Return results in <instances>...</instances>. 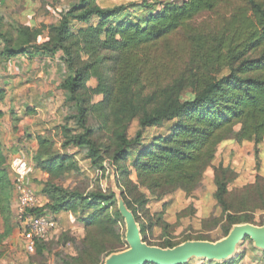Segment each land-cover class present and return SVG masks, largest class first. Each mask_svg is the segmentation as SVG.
<instances>
[{"label": "trees", "instance_id": "16d2710c", "mask_svg": "<svg viewBox=\"0 0 264 264\" xmlns=\"http://www.w3.org/2000/svg\"><path fill=\"white\" fill-rule=\"evenodd\" d=\"M102 2L76 0L43 29L8 24V30L0 13L1 62L58 60L65 70L59 85L63 122L54 135L36 137L31 157L36 171L48 175L37 193L48 202L36 214H50L57 222L61 215L72 216L84 227L81 239L70 230L59 237L75 252L59 254L60 264H103L126 246L112 189H90L81 160L92 174L112 172L151 246L214 241L199 234L173 242V227L165 219L166 199L176 192L192 196L210 168L221 214L204 229L220 226L226 237L234 225L264 226V178L257 175L236 194L230 185L238 173L214 165L226 142L256 148L264 142V0ZM188 93L191 98L185 99ZM5 99L1 88L0 103ZM4 116L0 110V119ZM8 166L0 140V246L15 234ZM153 203L162 204V211L152 212ZM48 242H37L33 264H45ZM244 258L237 254L222 264H242Z\"/></svg>", "mask_w": 264, "mask_h": 264}, {"label": "rangeland", "instance_id": "374dc122", "mask_svg": "<svg viewBox=\"0 0 264 264\" xmlns=\"http://www.w3.org/2000/svg\"><path fill=\"white\" fill-rule=\"evenodd\" d=\"M75 1L76 0H0V13L3 16V20L7 23L8 30H12L8 24H20L32 29H43L48 25L56 24L59 19V12L74 4ZM136 1L141 0H103L102 3L106 6H112ZM172 1L180 2V0ZM46 37L47 35L41 38L40 42L46 40ZM20 66L24 68L23 64H18L13 67L12 71H15V69H18ZM55 67L58 68L57 66ZM50 70L49 80L52 79L53 82H58V79H60L59 82H61L64 74H60L58 79H55L53 78L54 73L52 74V69ZM26 72L31 75L27 78V83L39 82V80L33 77L32 72H29V69ZM9 73L7 74L4 71H0V86L16 84V76H9ZM95 84V81H92L90 86H94ZM29 93L30 92H28V94ZM30 94L28 95V99H30ZM59 98L55 99L56 102L60 106L64 105V98L61 94ZM184 98L190 99L191 94H186ZM135 130L136 123L132 126L131 133L133 134ZM79 159L81 160L82 157ZM214 165L216 167L219 165H224L225 167L229 166L238 173L237 180L230 185V190L238 194L244 187L253 184L257 175L264 178V142L258 148L252 143L238 145L234 142H227L219 149ZM81 168L83 172L90 175L92 180L89 182L90 189L98 186L105 191L110 188L112 189L110 178L113 174L111 171L106 173L105 176L100 173L92 174L89 170L88 163L83 160H81ZM85 185L86 184H83V186ZM215 190L214 171L210 168L205 175L201 188L192 196L187 197L186 194L182 192H176L166 199V203H168L169 206L165 213V219L173 227L169 234L171 241L180 242L183 241L186 236L196 237L199 234H204L207 238L209 237L210 240L214 241L224 238L220 226L211 231L204 229L205 226L210 228L213 224V218L219 217L221 214L214 200ZM150 207L152 212L162 211V204L153 203ZM256 219L259 221L260 214H257ZM67 230H70L72 235L77 239H81L85 236L84 227L77 223L72 216L67 215L58 220L53 236L48 242L50 249L45 253V264H60L59 254H62L63 257L75 255L73 247L70 244L63 246L61 242H59V237ZM0 231H2L1 221ZM160 233L161 230L156 229V238L159 237ZM16 234L17 233L6 241L3 246H0V251L3 253L0 264H33V262L38 259L37 253H27L24 249L23 241L18 237V234ZM126 248L127 244L122 250ZM237 254L245 256L242 264H264L263 254L255 250L250 242H244L240 246ZM193 264H203V262L195 261Z\"/></svg>", "mask_w": 264, "mask_h": 264}, {"label": "crops", "instance_id": "0c3cea01", "mask_svg": "<svg viewBox=\"0 0 264 264\" xmlns=\"http://www.w3.org/2000/svg\"><path fill=\"white\" fill-rule=\"evenodd\" d=\"M18 64H23L24 68L20 66L12 71ZM59 65L61 64L58 60H30L26 57L1 62L0 71L7 74L10 72L9 76H16V84L0 86V89L6 90V99L0 103V110L5 113L3 119H0V140L9 159L22 152L32 157L38 149L36 137L50 131L54 135V127L63 122L64 105L60 106L55 100L60 97V94L64 98L63 91L59 89L58 77L60 74L63 75L65 70ZM28 69L39 82L27 83V78L31 76L26 72ZM50 69L52 74L54 73L53 78L58 79V82L49 80ZM28 92L31 93H29L30 99H28ZM15 119H19L18 122ZM47 178L48 175L36 171L35 175L29 179L36 193L40 192V183ZM38 196L47 204L48 200L43 195ZM65 216L67 215H61L59 220ZM15 233L18 234L16 228ZM18 237H20L19 234Z\"/></svg>", "mask_w": 264, "mask_h": 264}, {"label": "water", "instance_id": "95a60500", "mask_svg": "<svg viewBox=\"0 0 264 264\" xmlns=\"http://www.w3.org/2000/svg\"><path fill=\"white\" fill-rule=\"evenodd\" d=\"M110 181L118 212L125 223L127 248L110 254L103 264H190L192 261L222 264L236 258L247 239L255 250L264 254V226L249 223L234 225L218 241H187L174 248L151 246L144 241L141 226L128 208L114 175Z\"/></svg>", "mask_w": 264, "mask_h": 264}, {"label": "built area", "instance_id": "2783aa9c", "mask_svg": "<svg viewBox=\"0 0 264 264\" xmlns=\"http://www.w3.org/2000/svg\"><path fill=\"white\" fill-rule=\"evenodd\" d=\"M59 66L64 69L62 65ZM8 167L15 191L13 206L15 228L23 241L25 251L34 254L37 242H47L52 238L57 221L50 214H36V211L43 209L46 204L29 182V179L36 173L31 157L23 152L13 155L9 159ZM106 168L109 171L108 165Z\"/></svg>", "mask_w": 264, "mask_h": 264}]
</instances>
